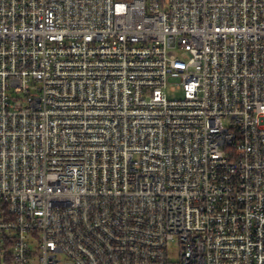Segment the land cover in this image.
<instances>
[{
	"label": "built area",
	"instance_id": "1",
	"mask_svg": "<svg viewBox=\"0 0 264 264\" xmlns=\"http://www.w3.org/2000/svg\"><path fill=\"white\" fill-rule=\"evenodd\" d=\"M0 264H264V0H0Z\"/></svg>",
	"mask_w": 264,
	"mask_h": 264
},
{
	"label": "rangeland",
	"instance_id": "2",
	"mask_svg": "<svg viewBox=\"0 0 264 264\" xmlns=\"http://www.w3.org/2000/svg\"><path fill=\"white\" fill-rule=\"evenodd\" d=\"M171 96V95H170Z\"/></svg>",
	"mask_w": 264,
	"mask_h": 264
}]
</instances>
